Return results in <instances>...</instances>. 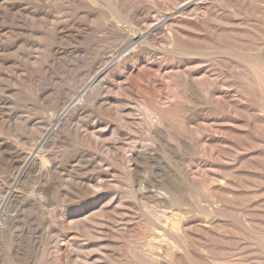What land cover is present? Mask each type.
<instances>
[{
  "label": "rangeland",
  "instance_id": "1",
  "mask_svg": "<svg viewBox=\"0 0 264 264\" xmlns=\"http://www.w3.org/2000/svg\"><path fill=\"white\" fill-rule=\"evenodd\" d=\"M62 254L264 264V0H0V264Z\"/></svg>",
  "mask_w": 264,
  "mask_h": 264
},
{
  "label": "bare ground",
  "instance_id": "2",
  "mask_svg": "<svg viewBox=\"0 0 264 264\" xmlns=\"http://www.w3.org/2000/svg\"><path fill=\"white\" fill-rule=\"evenodd\" d=\"M160 25V24H159ZM151 28H153L152 26H151ZM144 36V35H143ZM140 38V37H139ZM116 61H117V59H116ZM139 71H141V70H139V69H137L136 70V75H139L140 73H139ZM263 79V78H262ZM91 83V82H90ZM92 85V84H91ZM62 116V115H61ZM60 116V117H61ZM61 120V119H60ZM46 137V136H45ZM35 154V153H34ZM31 156H32V154H31ZM32 160H35V157H32L31 158ZM28 160H30V159H28ZM28 162V161H27ZM81 225V226H87L88 224H90V218L87 216V217H84V218H82V219H80V220H78V221H76V222H74V225ZM62 251V250H61ZM49 252V251H48ZM57 262H59L60 264H65L68 260H70V258L69 257H67V256H65L64 254H62V255H59L57 258Z\"/></svg>",
  "mask_w": 264,
  "mask_h": 264
}]
</instances>
